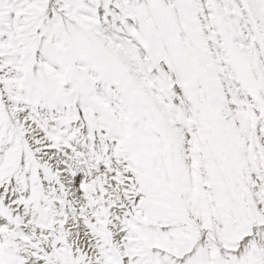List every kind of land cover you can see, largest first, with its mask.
<instances>
[{"label": "snow or ice", "instance_id": "1", "mask_svg": "<svg viewBox=\"0 0 264 264\" xmlns=\"http://www.w3.org/2000/svg\"><path fill=\"white\" fill-rule=\"evenodd\" d=\"M0 264H264V0H0Z\"/></svg>", "mask_w": 264, "mask_h": 264}]
</instances>
